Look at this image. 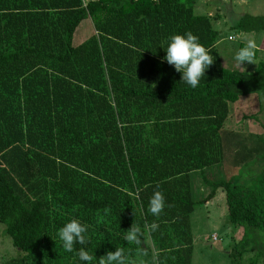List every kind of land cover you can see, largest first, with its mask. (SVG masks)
Segmentation results:
<instances>
[{"label": "trees", "instance_id": "16d2710c", "mask_svg": "<svg viewBox=\"0 0 264 264\" xmlns=\"http://www.w3.org/2000/svg\"><path fill=\"white\" fill-rule=\"evenodd\" d=\"M196 3L0 0V223L21 252L5 264H28L29 257L33 264H82V245L67 252L58 235L73 218L87 226L83 247L94 264L117 247L132 264H191V214L199 202L192 174L227 160L237 173L205 177L213 189L202 202L222 188L230 222L244 227L231 256L258 251L264 139L247 135L244 142L225 123L245 95L256 94L264 111V61L251 71L225 67L219 30ZM86 18L94 32L75 43ZM232 27L264 32V15L246 13ZM189 31L214 59L195 89L162 59L168 38ZM157 187L165 197L158 217L148 211ZM59 204L76 206L75 214ZM105 209L114 228L76 216ZM134 221L159 228L131 250L123 237Z\"/></svg>", "mask_w": 264, "mask_h": 264}, {"label": "rangeland", "instance_id": "374dc122", "mask_svg": "<svg viewBox=\"0 0 264 264\" xmlns=\"http://www.w3.org/2000/svg\"><path fill=\"white\" fill-rule=\"evenodd\" d=\"M88 1L84 0L85 3ZM195 11L212 16L214 27L219 30L217 47L225 67L243 71L255 69L257 64L247 62L243 65L245 69L235 67V53L246 38L256 40L258 44L257 61L258 63L264 61V32H245L232 27L246 13L264 15V0H197ZM93 32L92 19H84L76 30L75 43L82 42ZM225 128L241 134L245 137L242 140L244 142L252 139L247 135H253V140L264 139V111L260 109L256 94L242 96L237 102L231 104ZM233 146L228 147L226 156H230ZM237 170L233 167L232 161L227 160L207 167L203 171L197 170L192 174L193 197L199 202L191 214V229L195 238L191 264H251L252 259L255 258L258 259L257 264H264V233L255 242L260 247L258 251L256 249L246 250L237 259L231 256L234 245L243 237L244 227L230 222L225 191L219 188L217 196L215 195L209 202H202V199L213 189L205 182V177L210 180L229 179L237 173ZM57 207L71 215L75 214L76 206L59 204ZM106 212H109L108 209L84 211L76 216L97 227H104L103 230L107 228L106 226L114 228V216H107ZM5 228L6 225L0 223V264L21 256V252L13 245L12 238L6 233ZM249 243V247L254 244V242ZM133 246L134 244H127L126 248L133 250ZM153 248L156 251L154 245ZM32 260L33 258L29 257L28 264H33ZM132 261L135 262L134 257L131 258Z\"/></svg>", "mask_w": 264, "mask_h": 264}, {"label": "clouds", "instance_id": "9594fccd", "mask_svg": "<svg viewBox=\"0 0 264 264\" xmlns=\"http://www.w3.org/2000/svg\"><path fill=\"white\" fill-rule=\"evenodd\" d=\"M166 50V60L169 65L174 66L177 72L182 73L181 81L188 84L191 88L198 87L201 78L205 75L206 70L214 63L213 56L210 54V49L206 48L199 42L198 36L192 32L184 34H173L168 38L167 46H163ZM258 44L253 38H246L242 47H240L234 56L236 62L235 67L245 69V62L249 64H257L256 53ZM129 195H132L129 193ZM138 198V193L136 194ZM165 207V197L158 189L155 190L149 199L148 211L158 217ZM159 225L152 222L150 225H145L142 229L135 221L132 226L126 231L123 239L134 245H140L141 237L146 231H156ZM87 231V226L81 223L78 219H71L65 223L58 231L59 239L62 241V246L67 252H72L74 245L79 244L82 247L78 250V259L82 264H94V257L83 247L87 245L88 239L84 235ZM95 264H132L123 248L117 247L115 251H108L95 261Z\"/></svg>", "mask_w": 264, "mask_h": 264}, {"label": "crops", "instance_id": "0c3cea01", "mask_svg": "<svg viewBox=\"0 0 264 264\" xmlns=\"http://www.w3.org/2000/svg\"><path fill=\"white\" fill-rule=\"evenodd\" d=\"M217 193V192H216ZM222 194L224 193V192H221ZM218 195V193L216 194V196ZM210 200H208L207 202H209ZM195 238H194V235H193V246H194V240ZM158 251V249L156 248V252ZM191 263H192V260H191Z\"/></svg>", "mask_w": 264, "mask_h": 264}]
</instances>
